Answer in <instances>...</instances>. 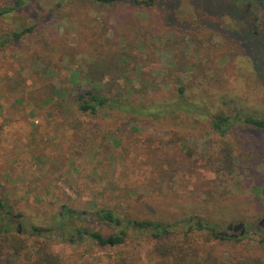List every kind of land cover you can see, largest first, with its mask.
<instances>
[{
  "label": "rangeland",
  "instance_id": "1",
  "mask_svg": "<svg viewBox=\"0 0 264 264\" xmlns=\"http://www.w3.org/2000/svg\"><path fill=\"white\" fill-rule=\"evenodd\" d=\"M5 1L15 0L0 5ZM23 1L0 17V34L16 25H37L0 47V232L20 224L25 247L14 255L0 243V264H47L40 248L53 254L55 264H181L153 249L182 242L187 218L215 224L220 236L230 235V223L243 222L246 231L236 241L208 242L201 235L205 230L190 232L194 252L183 264L247 256L264 262V228L258 225L264 220V131L233 135L234 163L227 167L219 163V135L204 119L142 122L115 113L90 119L74 102L89 64H108L115 76L127 52L125 69L133 82L150 73L167 91L177 88L179 77L199 104L218 108L224 96L264 117V42L249 38L243 25H196L201 18L211 24L208 15L228 20V7L200 0H153L152 6L139 3L143 0ZM177 61L193 68L179 69ZM72 73H79V83ZM164 74L173 78L161 81ZM52 85L68 96L50 93ZM68 208L84 214L58 227L56 216ZM107 209L121 226L100 218ZM135 219L179 224L156 239L127 228L116 245L81 240L76 233L89 228L109 236ZM35 228L49 230L39 234Z\"/></svg>",
  "mask_w": 264,
  "mask_h": 264
},
{
  "label": "trees",
  "instance_id": "2",
  "mask_svg": "<svg viewBox=\"0 0 264 264\" xmlns=\"http://www.w3.org/2000/svg\"><path fill=\"white\" fill-rule=\"evenodd\" d=\"M99 4L104 5H113L119 0H95ZM153 0L140 1L144 6H152ZM25 1L15 0L9 4L7 1L3 2V5H0V17H5L11 13V11ZM37 25H16L15 30L11 31L9 34H0V47H5L10 42L18 41L23 38L26 34L32 33L35 30ZM127 52H123L120 61L124 65L122 68H117V75L110 76L109 69L110 65L107 64L101 65L98 63H91L88 66V69L83 73V79L85 86L82 89L76 90L74 96V102L77 106V110L82 114V116L89 117L90 119L93 116L101 113L105 116H110L111 114H119L120 117L126 118L129 121H142V122H158L163 120H168L172 124L176 121L188 119L198 122L199 119H204L208 122V129L218 133V144L220 145V151L218 156L221 158L219 161L220 164L225 166L233 167L234 163V146L233 135L235 138L239 135L240 130H257L264 131V117L256 116L251 114L241 107H237L233 100H227L226 97H222L221 102L219 103L218 108H213L207 103H201L190 99L187 96V85L183 83L179 77L174 78V83L177 86L176 89H168L167 91H161L157 84L155 83V77L149 73L148 76L144 77L143 75L137 77L136 81L133 82L131 78V73H129L127 68L128 64ZM178 64L177 68L188 69L192 67L188 63L176 62ZM193 68V67H192ZM49 67H47V70ZM52 69L50 70V72ZM54 72L52 71V74ZM79 73H72L71 78L75 82L79 83L78 80ZM106 75H108V80H105ZM161 76V81L171 80L173 74ZM117 80H122V83H118ZM57 94L61 97L68 96L64 90H59L54 85L51 86V92ZM52 95L48 96L47 101L52 100ZM23 98L20 97L18 101H22ZM54 100V99H53ZM137 129V128H135ZM186 129V128H185ZM185 131V130H184ZM237 135V136H236ZM182 140V139H181ZM119 144V141L115 142ZM0 206L4 205L0 201ZM84 214L83 211H76L74 209H66L61 214L56 216L57 226L62 227L64 225L65 219L72 220L74 215L80 216ZM100 218L108 223L114 224L115 226H121L123 222L119 217H117L111 210H103ZM187 229L183 231V240L179 244L172 241V243H158L153 252L159 257H168L176 259L177 263H185L188 260L189 254L194 252V248H191L192 245L189 243L191 239L188 235L194 230H205V233H201L205 241H212L214 239L220 240H229L236 241V237L221 236L216 233V225L205 221H195L191 222V219H185ZM130 226H129V225ZM179 222H169L166 220H149V219H135L128 221L124 225V229L121 231L104 236L98 231L82 228L78 229L76 233L78 237L83 240L84 237L89 238L90 240L96 242L99 245H116L123 242L122 235L125 233L127 228H132L138 230L146 236L151 238H160L163 236H168L176 230V226ZM36 233L42 234L43 231L49 229L35 228ZM17 229L12 231L10 227H5L0 232V243L3 246L11 247L12 254L16 255L21 248L25 247V244L20 235L17 233ZM51 240V238H47ZM5 241V242H3ZM264 237L260 240V244L263 245ZM42 247L45 249L48 248L49 244L45 241H41ZM264 248V245L262 246ZM41 254L44 252L45 261L47 264H55L56 260L51 252L46 250L42 251L41 248L36 250ZM43 256V255H42ZM196 259V256L194 257ZM194 259V260H195ZM42 261V262H43ZM206 264H264L263 260L259 256H247L241 259H236L233 261L221 263L214 262L212 259H205ZM200 262V261H196ZM38 263H41V260H38ZM193 264V263H192Z\"/></svg>",
  "mask_w": 264,
  "mask_h": 264
},
{
  "label": "flooded vegetation",
  "instance_id": "3",
  "mask_svg": "<svg viewBox=\"0 0 264 264\" xmlns=\"http://www.w3.org/2000/svg\"><path fill=\"white\" fill-rule=\"evenodd\" d=\"M200 2L209 3L212 7L215 3L225 5L228 7L225 12L228 20H219L220 18L216 19L208 15L205 17L211 21V24L202 21L201 18L196 25H243L246 34L249 32V38L253 37L254 40L264 42V0H200ZM189 25L192 24L189 23ZM258 225L264 228V220L260 219ZM20 227L19 224L16 229L19 231ZM245 231L246 227L244 226ZM237 233L239 234V232ZM237 233L235 234L237 235Z\"/></svg>",
  "mask_w": 264,
  "mask_h": 264
},
{
  "label": "water",
  "instance_id": "4",
  "mask_svg": "<svg viewBox=\"0 0 264 264\" xmlns=\"http://www.w3.org/2000/svg\"><path fill=\"white\" fill-rule=\"evenodd\" d=\"M226 229L228 231H232V234L228 235L227 233H224L225 236H230V237H236L237 235L235 233L239 232V235H242L244 233V223L243 222H238L235 224H228Z\"/></svg>",
  "mask_w": 264,
  "mask_h": 264
}]
</instances>
